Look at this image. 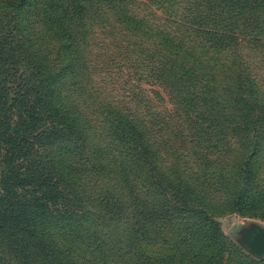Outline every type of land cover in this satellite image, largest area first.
I'll list each match as a JSON object with an SVG mask.
<instances>
[{
  "label": "trees",
  "instance_id": "obj_1",
  "mask_svg": "<svg viewBox=\"0 0 264 264\" xmlns=\"http://www.w3.org/2000/svg\"><path fill=\"white\" fill-rule=\"evenodd\" d=\"M261 73L264 0H0V264H229L181 152L221 76L249 109L230 207L258 205ZM142 83L176 105L161 127ZM177 221L192 243L157 250Z\"/></svg>",
  "mask_w": 264,
  "mask_h": 264
},
{
  "label": "rangeland",
  "instance_id": "obj_2",
  "mask_svg": "<svg viewBox=\"0 0 264 264\" xmlns=\"http://www.w3.org/2000/svg\"><path fill=\"white\" fill-rule=\"evenodd\" d=\"M264 74V73H261ZM225 79L217 76L213 79V86L208 89L213 90L215 103H223V108L215 107L209 110L206 105L197 102L193 107L200 112L212 114L204 115L200 126L203 132L199 133L196 139L189 138L183 146L186 157L182 160L188 161L185 175H190L192 183L189 188L190 198L203 205L213 208L216 212L215 220L219 223L220 234L216 236V242L225 241L227 246H235L237 250L223 253L224 259L229 264H238L239 254L247 256L249 260H256L254 264H264V256L256 258L245 251L238 242L239 231L249 223H258L264 226V196L259 198V204L251 205L243 214L235 213L231 210V202L240 188V168L243 159L249 148L246 143L245 131L239 127L238 120L248 114V108H239L230 103L233 101L226 92V87L222 86ZM141 88L146 89L145 95L149 96L157 103V125L161 127L160 121L166 119L167 113H173L176 105L170 100L166 91L159 85H147L142 83ZM157 92V95L154 93ZM264 98V90L260 92ZM207 99L210 96L203 95ZM264 112V105L260 107ZM219 116V117H218ZM228 116V117H226ZM234 118L229 120V118ZM229 120V121H228ZM257 128V127H256ZM262 135L261 141L258 142L257 150L260 151L261 157L255 161L256 174L251 179L247 190V201L264 186V124L259 127ZM242 130V131H241ZM255 130V128H254ZM188 153L189 155H186ZM173 178H176L178 171L174 170ZM244 192H246L244 190ZM174 231L171 235L166 236L162 241L159 240L157 250L165 249L167 244H171L175 251L180 250L188 241L192 243L191 235L182 231L179 222L174 225ZM167 240V243L165 242ZM181 240V242H180ZM223 249H227L223 246ZM251 262V261H248Z\"/></svg>",
  "mask_w": 264,
  "mask_h": 264
},
{
  "label": "water",
  "instance_id": "obj_3",
  "mask_svg": "<svg viewBox=\"0 0 264 264\" xmlns=\"http://www.w3.org/2000/svg\"><path fill=\"white\" fill-rule=\"evenodd\" d=\"M238 242L249 254L262 258L264 256V226L249 223L239 231Z\"/></svg>",
  "mask_w": 264,
  "mask_h": 264
}]
</instances>
